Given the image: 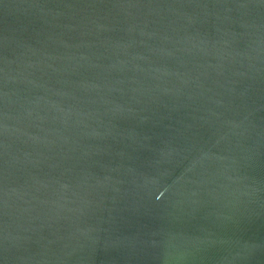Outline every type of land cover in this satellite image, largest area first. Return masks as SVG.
I'll return each instance as SVG.
<instances>
[{
    "label": "water",
    "instance_id": "95a60500",
    "mask_svg": "<svg viewBox=\"0 0 264 264\" xmlns=\"http://www.w3.org/2000/svg\"><path fill=\"white\" fill-rule=\"evenodd\" d=\"M0 264H264V0H0Z\"/></svg>",
    "mask_w": 264,
    "mask_h": 264
}]
</instances>
